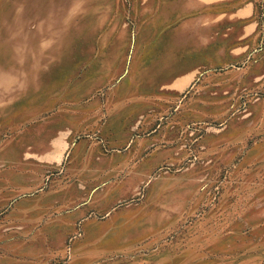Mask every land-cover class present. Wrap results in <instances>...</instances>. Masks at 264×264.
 Masks as SVG:
<instances>
[{"label": "rangeland", "instance_id": "obj_1", "mask_svg": "<svg viewBox=\"0 0 264 264\" xmlns=\"http://www.w3.org/2000/svg\"><path fill=\"white\" fill-rule=\"evenodd\" d=\"M0 264H264V0H0Z\"/></svg>", "mask_w": 264, "mask_h": 264}, {"label": "crops", "instance_id": "obj_2", "mask_svg": "<svg viewBox=\"0 0 264 264\" xmlns=\"http://www.w3.org/2000/svg\"><path fill=\"white\" fill-rule=\"evenodd\" d=\"M239 18H242L244 16L247 15V10L246 9H242L239 8ZM184 28L183 26L178 27L176 30L174 31H170L169 35L170 36H175L178 39L179 37L182 35H184L185 32H183ZM158 65L159 70L158 72H160L161 75V79L166 80L167 78H173L175 76H177L173 81L170 82V89H181L183 88V86L188 82V80L191 78V76L194 74L195 72V66H183L182 63H179V61L177 62H171L170 64L161 62V63H155V66ZM157 72V73H158ZM156 73V74H157ZM167 89V87L165 88ZM140 168L142 170H149L151 168V164L148 162H142L140 165Z\"/></svg>", "mask_w": 264, "mask_h": 264}]
</instances>
